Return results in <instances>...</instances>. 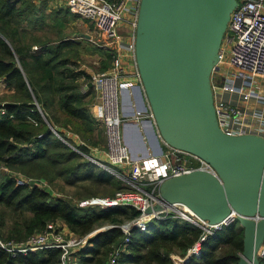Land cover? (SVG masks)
I'll return each mask as SVG.
<instances>
[{
  "label": "trees",
  "instance_id": "16d2710c",
  "mask_svg": "<svg viewBox=\"0 0 264 264\" xmlns=\"http://www.w3.org/2000/svg\"><path fill=\"white\" fill-rule=\"evenodd\" d=\"M65 17L53 19V26L63 30L60 23ZM47 18L34 0H0V87L12 91L0 105L4 110L0 113V162L28 177L49 182L62 178L68 185L82 187L81 195L94 193L95 184L120 189L123 186L111 172L84 155L93 156L88 145L97 146L96 138L103 133L90 111L95 97L92 76L75 58L78 51L73 45L80 41L63 33L44 40L31 34L26 40L25 33L48 24ZM33 45L40 48L32 49ZM98 49L111 59V49ZM73 135L81 141L77 143ZM137 214L129 205L81 207L37 184H18L13 173L5 172L0 181V236L4 239L23 240L57 220L78 234L106 225L77 251L76 264H104L124 236L116 224ZM200 233L196 225L178 217L152 219L145 230H133L116 264H172L170 255L184 256ZM244 237V227L235 221L210 235L202 243L200 256L183 264L237 263ZM60 254V248H43L12 256L0 248V264H57Z\"/></svg>",
  "mask_w": 264,
  "mask_h": 264
},
{
  "label": "built area",
  "instance_id": "2783aa9c",
  "mask_svg": "<svg viewBox=\"0 0 264 264\" xmlns=\"http://www.w3.org/2000/svg\"><path fill=\"white\" fill-rule=\"evenodd\" d=\"M68 9L93 24L100 44L115 50L113 62L103 72L92 75L95 97L100 106V123L106 140L105 161L89 156L91 160L106 168L122 184L112 196H91L81 199L79 206L110 208L129 205L138 214L116 226L124 232L121 243L113 247L104 264H116L125 249L134 229L145 230L152 219L169 216L189 221L201 229L197 240L187 249L184 256L172 253V264H183L190 257H199L202 243L216 231L239 219L259 222V213L245 216L231 208L229 213L215 221L201 217L181 201L169 202L162 197V185L171 179L195 172L209 174L219 181L214 166L201 155L180 148L169 142L162 134L141 76L137 53V28L141 0H64ZM128 26L129 33L125 48L129 55L130 70L121 64L119 25ZM141 88L146 104L144 111L138 110L137 121L144 117L153 123L164 150L133 158L124 141L122 125L125 118L120 109V92L126 77ZM254 76H264V0H236L230 11L229 20L210 72L212 103L219 129L226 135H251L264 140V95L254 90ZM86 88V85L84 86ZM247 102H256L259 112L249 111ZM3 110V109H2ZM4 111V110H3ZM18 184H28L30 179L16 177ZM149 186V188H148ZM242 224V223H241ZM50 222L41 231H35L20 241L2 240L0 248L12 256L26 255L43 248H60L57 264H76L75 253L88 243L97 228L86 234H76L67 227ZM106 225L100 227L102 229ZM108 226V225H107ZM264 254V240L258 250ZM237 264V263H233Z\"/></svg>",
  "mask_w": 264,
  "mask_h": 264
},
{
  "label": "water",
  "instance_id": "95a60500",
  "mask_svg": "<svg viewBox=\"0 0 264 264\" xmlns=\"http://www.w3.org/2000/svg\"><path fill=\"white\" fill-rule=\"evenodd\" d=\"M235 1L141 0L136 53L163 136L207 159L221 180L195 172L166 181L162 197L181 201L210 221L231 208L245 216L259 213V222L239 219L245 237L237 264H256L264 240V140L224 134L210 88L212 64ZM186 195H194L196 204Z\"/></svg>",
  "mask_w": 264,
  "mask_h": 264
},
{
  "label": "rangeland",
  "instance_id": "374dc122",
  "mask_svg": "<svg viewBox=\"0 0 264 264\" xmlns=\"http://www.w3.org/2000/svg\"><path fill=\"white\" fill-rule=\"evenodd\" d=\"M51 1V6L54 7V9H58L60 8V6L64 7V3H62L61 0H50ZM236 2V1H235ZM48 10L49 12H46L48 14V18L46 20V22H48V24H43L40 27H36V29H30L28 32H26V40H30L31 39V34L36 35V37H38L41 40L44 39H55L57 38L59 33H63L64 35H66L65 38H71V39H76L75 41H80V43L78 44H74L73 46L74 49H76L78 51V54H75V58L76 61H78V65L86 70L88 73L90 72L91 76L99 73V72H103L106 71L108 68L104 67H108L109 65H111V63L113 62V55L115 54V50H111V52H113L111 59H109L108 57H106L104 54H100V50L98 49L99 47H103L100 44V38L98 35H96V32L90 28L89 25L85 24V21H83L84 19L80 18L77 15L71 14V15H67L69 18L64 22L60 23V27L63 30H60L59 27L53 26V19H61L63 17L64 11H57V10ZM51 11V12H50ZM58 12V13H54V12ZM65 15V14H64ZM58 17V18H57ZM25 24V23H24ZM29 27V26H28ZM85 34V35H84ZM87 34V35H86ZM6 39V38H5ZM7 40V39H6ZM40 47L38 45H33L32 49H39ZM107 48V47H106ZM11 90H5L2 87H0V105H3V102L5 99H9V94L11 93ZM4 111L1 109L0 113H3ZM104 135H102L101 133L97 136V140L99 141V143L97 144V146H92V145H88L89 147V154H92L91 150H105L106 147V140L103 137ZM75 140H77L76 142H80L81 140L77 137H75ZM74 149L78 150L79 152L80 149L73 147ZM84 155L88 158L91 155L85 154ZM94 158V157H93ZM97 158H95L96 160ZM99 160L101 161H105V157L104 155H100L99 156ZM5 172L8 173H13L15 175V179L16 177H23L25 179H30L28 185H34L37 184L38 186H40L41 188L46 189L47 191H49L51 194L58 196V197H62L65 199L70 200L71 202H74L76 204L79 203V201L81 199H85L87 197H91V196H98V197H103V196H110V193L113 191V193L115 194V192L119 189V188H105V187H97L96 184L95 186H93V188L95 189L94 193L92 194H88V195H81V192H84V189L82 187H76L74 185H68L66 184L62 178H57L52 181L49 182L46 178L44 177H28L23 175L21 172L5 166V164H2L0 162V181L4 178V174ZM84 184L86 182H83ZM79 184V183H78ZM82 185V184H79ZM120 185L122 186V184L120 183ZM92 188V187H91ZM123 188V187H122ZM121 188V189H122ZM183 220V219H182ZM53 223H57V225H62L61 228H65L63 226L62 223H64L62 220H57ZM98 230H102L100 229V227H102L103 225H96ZM66 229V228H65ZM78 234V233H76ZM2 240H9V239H4L2 236H0ZM75 255H77L75 253ZM264 256V254L261 253V249L258 250L257 252V257H256V264H260V261L262 259V257ZM78 261V260H77Z\"/></svg>",
  "mask_w": 264,
  "mask_h": 264
},
{
  "label": "crops",
  "instance_id": "0c3cea01",
  "mask_svg": "<svg viewBox=\"0 0 264 264\" xmlns=\"http://www.w3.org/2000/svg\"><path fill=\"white\" fill-rule=\"evenodd\" d=\"M61 1L62 3H64V0ZM34 2L38 5H42L45 13L49 12L48 10L54 9V7L51 6L50 0H34ZM54 10H57L58 12L61 10L64 11V14L66 15L65 21L69 18V15L74 14L68 9L65 3L64 7L60 6V8ZM83 21H85V24L89 25L90 28L92 27L91 29L94 30L93 24L91 22H88L87 20ZM63 22L64 21H62V23ZM128 33V26L124 23H121L119 25V40L121 41L122 48H120L119 52L121 54V64L126 72L131 71L129 55L125 48ZM109 67L110 65L107 68ZM254 90L259 91L260 94L264 95V76H254ZM246 107L249 111H254L256 113L260 110L259 105H257L256 102H247ZM145 108L146 104L143 98L141 88L135 81H132V79L127 76L121 86L120 109L122 117L126 119L122 125L123 138L126 144L128 145L133 158H141L149 156L151 154H160L164 150V146L162 145L160 139L157 136L152 121L146 117H144L145 119H143V121H137L135 119L136 112L138 110L144 111ZM90 111L93 116L98 120V117L100 116V106L96 97H94L91 103ZM73 137L75 139V137L77 136L73 135ZM91 151L93 157L97 159H99L100 155H104L103 150L92 149ZM183 197L186 200L192 202V204H196V199L194 195H186ZM62 224L67 227L65 223Z\"/></svg>",
  "mask_w": 264,
  "mask_h": 264
},
{
  "label": "bare ground",
  "instance_id": "6f19581e",
  "mask_svg": "<svg viewBox=\"0 0 264 264\" xmlns=\"http://www.w3.org/2000/svg\"><path fill=\"white\" fill-rule=\"evenodd\" d=\"M147 228V227H146ZM139 230V229H138Z\"/></svg>",
  "mask_w": 264,
  "mask_h": 264
}]
</instances>
